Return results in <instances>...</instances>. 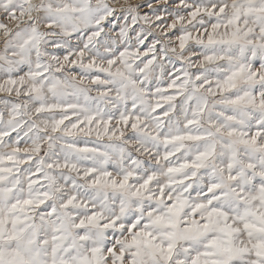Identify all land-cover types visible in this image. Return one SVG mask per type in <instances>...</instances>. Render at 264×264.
I'll use <instances>...</instances> for the list:
<instances>
[{"label": "snow or ice", "instance_id": "snow-or-ice-1", "mask_svg": "<svg viewBox=\"0 0 264 264\" xmlns=\"http://www.w3.org/2000/svg\"><path fill=\"white\" fill-rule=\"evenodd\" d=\"M0 264H264V0H0Z\"/></svg>", "mask_w": 264, "mask_h": 264}]
</instances>
